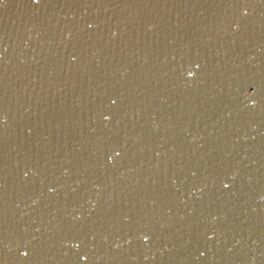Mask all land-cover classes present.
I'll list each match as a JSON object with an SVG mask.
<instances>
[{
    "label": "water",
    "instance_id": "obj_1",
    "mask_svg": "<svg viewBox=\"0 0 264 264\" xmlns=\"http://www.w3.org/2000/svg\"><path fill=\"white\" fill-rule=\"evenodd\" d=\"M0 264H264V0H0Z\"/></svg>",
    "mask_w": 264,
    "mask_h": 264
}]
</instances>
